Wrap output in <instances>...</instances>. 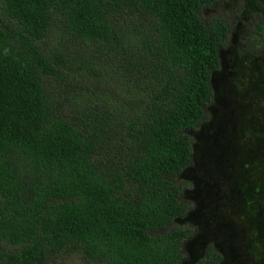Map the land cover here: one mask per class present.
<instances>
[{
	"label": "trees",
	"instance_id": "1",
	"mask_svg": "<svg viewBox=\"0 0 264 264\" xmlns=\"http://www.w3.org/2000/svg\"><path fill=\"white\" fill-rule=\"evenodd\" d=\"M233 5L0 0V264L189 262L182 174L243 21ZM244 18L234 50L264 60V1ZM257 176L243 223L264 232ZM224 258L209 241L193 264Z\"/></svg>",
	"mask_w": 264,
	"mask_h": 264
},
{
	"label": "rangeland",
	"instance_id": "2",
	"mask_svg": "<svg viewBox=\"0 0 264 264\" xmlns=\"http://www.w3.org/2000/svg\"><path fill=\"white\" fill-rule=\"evenodd\" d=\"M257 1L264 0H233V7L243 10L239 17L243 21L213 77L211 119L192 132L194 163L182 177L192 182L186 196L195 205L186 220L197 225L199 233L185 244L190 254L187 264L200 258L209 241L223 251L222 264H264V243L256 234L264 232L258 225L254 229L243 223L250 217L248 210L243 211L244 195L256 179H263L256 174L264 168L255 170L264 163V157L258 156L264 148V60L241 57L234 50V38H239L247 20L244 14ZM248 228L257 238L247 235ZM58 264L86 263L74 255L61 258Z\"/></svg>",
	"mask_w": 264,
	"mask_h": 264
}]
</instances>
